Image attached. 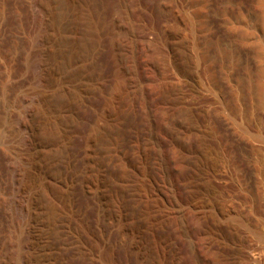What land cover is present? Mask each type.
<instances>
[{
	"label": "rangeland",
	"instance_id": "1",
	"mask_svg": "<svg viewBox=\"0 0 264 264\" xmlns=\"http://www.w3.org/2000/svg\"><path fill=\"white\" fill-rule=\"evenodd\" d=\"M133 2L146 33L135 46L113 23L115 0H0V263L10 264L9 246L18 244L21 221L29 219L37 242L26 252L34 264H179L180 256L188 257L184 240L164 228L171 205L149 152V127L138 115L142 101L117 90L114 73L121 68L139 70L153 108L176 123L167 134L173 137L162 140L180 149L179 187L191 195L187 205L203 213L195 239L207 240V263L264 264V0ZM35 16L50 20L39 44ZM37 55L47 67L43 81L32 64ZM107 104L113 117L95 136ZM185 135L195 136L193 146ZM132 153L131 174L118 176L112 166ZM22 155H34L40 168L25 218L11 199ZM46 181L70 191L69 207L58 205ZM87 184L131 223L125 226L132 249L118 248L110 257L82 233L72 214L85 207L81 186Z\"/></svg>",
	"mask_w": 264,
	"mask_h": 264
},
{
	"label": "bare ground",
	"instance_id": "2",
	"mask_svg": "<svg viewBox=\"0 0 264 264\" xmlns=\"http://www.w3.org/2000/svg\"><path fill=\"white\" fill-rule=\"evenodd\" d=\"M75 3V2H74ZM73 4V3H72ZM115 15L116 18H114L113 23L115 21L114 25L118 26V29H120L123 37L125 39H129V41L132 42V44L135 46L138 44L139 41L145 40L146 39V33L145 30L143 28H141L139 20H138V13L136 12L135 6H134V2L133 0H115ZM41 11V10H40ZM43 11V10H42ZM39 12V11H38ZM37 12V13H38ZM43 14V13H42ZM39 15V14H37ZM41 15V13H40ZM47 15V14H46ZM36 17L38 19H36ZM47 17V16H46ZM44 17V16H35V19L38 20V23H36V25L38 24V28L39 31L42 32V34H40L38 36V40L41 43V40L44 37V32H46V30L49 28V23L50 20L47 22V18L49 17ZM115 17V16H114ZM116 19V20H115ZM51 26V25H50ZM35 28H37L35 26ZM37 28V29H38ZM36 29V30H37ZM38 31V30H37ZM35 35V34H34ZM49 35V34H48ZM36 36V35H35ZM47 37V35H45ZM37 38V37H36ZM45 39V38H44ZM34 41V39H33ZM37 41V40H36ZM35 43V41H34ZM45 43V41H44ZM43 44V43H42ZM36 49V48H35ZM38 49V48H37ZM36 49V50H37ZM40 49V48H39ZM47 48H44V50ZM42 48V51H44ZM39 51V50H38ZM37 51V52H38ZM41 51V50H40ZM39 51V52H40ZM46 52V50H45ZM48 52V50H47ZM44 52H42L41 54H43ZM36 55V53H34ZM39 54V53H38ZM47 54V53H45ZM33 55V54H32ZM40 55V54H39ZM49 55V54H47ZM46 55V56H47ZM38 56V55H37ZM34 57V56H33ZM31 58V56H30ZM33 59V58H32ZM35 63L33 62L32 64L35 65V69L37 70L36 75H38L39 79L43 78V66H44V61H43V57L42 56H38L37 58H35ZM48 59V58H47ZM118 61V60H117ZM46 64V62H45ZM117 64V62H116ZM119 64V63H118ZM46 66V65H45ZM44 66V67H45ZM118 67V65H116ZM116 67V68H117ZM47 67H45L46 69ZM119 68V67H118ZM32 69V68H31ZM121 69V68H120ZM115 70V81H117L116 86L120 87L117 90H121V92H126L127 93H133V95H135L136 98L141 99L140 101H142L141 106L139 107L140 109L138 110V115L141 117L142 122L145 123V125H147L146 127L148 128V138L149 139V143H150V153L153 154L154 158L157 162V166H158V170L160 173V176L162 178L161 182L163 181L162 184H164V188L166 190L167 193V200L169 201L170 205H171V211L168 213L167 211V215H165V220H164V224L165 227L167 228L171 238H173L175 241L180 242L179 240H184V242L186 243V247H187V251H188V257H182L180 256V261L179 264H208L205 258V249L207 248V240L204 238H199V239H195V236L197 235V233H199L200 229H201V225H203V218L200 216V214L203 213H198V209L197 211L194 210L193 208L189 207L187 205V201L186 198L187 197H191V195L189 196H184V193L186 191L181 190V188L179 187V181L180 180V173H179V169L177 168V163L179 161V159L182 157H180L179 151L180 150L174 146H168L165 145L163 140L165 141V139L162 140V138L164 137V135L167 136V134H169L172 130L173 132L174 129L176 127V123L166 114L164 113V111L158 109V108H153L154 106L152 105V102L149 98V90L148 87L145 85L142 77L140 76V74L138 73V71L134 70V71H130V73H122L121 70ZM133 70V69H132ZM121 72V74H120ZM36 73V72H35ZM37 76H35L36 78ZM44 78H46L44 76ZM43 78V79H44ZM38 79V78H37ZM42 79V81H43ZM37 81V80H36ZM116 84V82H115ZM119 90V91H120ZM119 91H116V93ZM42 92V91H41ZM39 93V92H38ZM30 94V93H29ZM31 95V94H30ZM38 94H36L37 96ZM131 95V94H130ZM29 96V95H28ZM34 97H36L33 94ZM27 97V96H26ZM24 98V97H23ZM22 98V99H23ZM30 98V97H29ZM45 97L43 96V94H39L38 95V99L39 100H43ZM26 99V98H24ZM37 99V98H35ZM31 100V98L29 99V101ZM28 100H26L27 102ZM22 102V101H21ZM31 102V101H30ZM30 104H33L32 102L29 103V105L27 106V113L31 111L30 108ZM156 106V105H155ZM33 107V106H31ZM24 109L26 107H23ZM35 108V107H34ZM33 108V109H34ZM163 108V107H161ZM165 109V108H164ZM35 110V109H34ZM23 111V109H22ZM25 111V110H24ZM33 112V111H32ZM113 112V111H112ZM168 112V110H167ZM26 113V112H25ZM115 114V112H114ZM170 115V114H169ZM103 117V123H99L96 124V129H95V134L93 135H102L104 129H105V125L107 122H111L112 119V115H111V106H109V104L105 105L102 108V115ZM26 117V116H24ZM181 117V116H180ZM28 119V118H27ZM22 120V116L21 119ZM19 120V121H20ZM24 120V118H23ZM26 120V119H25ZM29 121V119H28ZM27 121V122H28ZM25 122V121H23ZM20 123V122H19ZM22 123V122H21ZM26 123V122H25ZM24 124V123H23ZM27 124V123H26ZM109 124V123H108ZM183 125V124H182ZM22 126V125H21ZM26 126V125H23ZM184 126V125H183ZM145 127V126H144ZM181 127V124H180ZM187 127V126H186ZM179 128V127H178ZM145 129V128H144ZM180 129V128H179ZM177 129V130H179ZM20 130V129H19ZM146 130V129H145ZM183 130V129H182ZM181 130V131H182ZM180 131V132H181ZM19 132V131H18ZM172 132V133H173ZM184 132V131H183ZM146 133V132H145ZM185 134V133H184ZM183 134V135H184ZM191 134V133H190ZM193 134V133H192ZM196 134V133H195ZM171 134V138L173 137ZM176 135V134H175ZM189 135V134H188ZM163 136V137H162ZM167 136V137H169ZM186 136V135H185ZM177 137V136H176ZM179 137V136H178ZM177 137V138H178ZM199 137V135H198ZM197 137V139H198ZM23 138V137H22ZM166 138V137H165ZM180 138V137H179ZM182 138V137H181ZM195 138V136H194ZM194 138L192 136H186L184 137V140L186 145L187 144H192L194 142ZM147 139V140H148ZM196 139V138H195ZM170 140V139H169ZM178 140V139H177ZM176 141V140H175ZM178 142V141H177ZM181 142V139H180ZM179 142V143H180ZM197 142V141H196ZM174 144V143H173ZM181 144V143H180ZM194 144V143H193ZM192 144V146H193ZM148 145V144H147ZM185 146V145H184ZM183 146V148H184ZM197 146V145H196ZM188 147V145H187ZM182 148V147H181ZM189 148V147H188ZM193 148V147H192ZM187 149V148H186ZM145 153H147L145 151ZM149 153V154H150ZM88 154V153H87ZM148 154V153H147ZM128 155V156H127ZM127 159L125 160V162H119L116 163L115 165L112 166L113 171L118 175V176H125V174L128 172V166L131 162H135V158H137V156L135 157V155L132 154H127ZM138 155V154H137ZM185 155V154H184ZM145 156V155H144ZM148 156V155H146ZM139 157V156H138ZM151 157V156H149ZM17 158V157H16ZM19 158V157H18ZM125 159V157H123ZM147 158V157H146ZM185 158V157H184ZM122 159V160H124ZM145 159V158H144ZM149 159V158H148ZM147 160V159H145ZM183 160V159H182ZM181 160V161H182ZM150 161V159H149ZM147 161V162H149ZM36 158L34 155H28V156H23L19 158L18 160V164L20 165V168L18 167V169L15 171V174L11 177L12 179V191H11V199L13 198L14 202H15V206H17L16 211L18 210L20 212V216L22 218H25L29 215V209H31L32 206H34L33 204L35 203V201H33V196H34V191L36 188V184H37V178L38 176H40V174L38 175L37 169L39 168L36 164ZM127 162L129 164H127ZM146 162V161H145ZM154 163V162H153ZM133 164V163H131ZM180 164V163H179ZM178 164V166H180ZM18 165V166H19ZM135 165V163H134ZM148 165V164H147ZM13 166V165H12ZM11 166V167H12ZM17 166V165H16ZM38 167V168H37ZM133 167V166H132ZM183 167V166H182ZM15 169L17 167H14ZM13 168V169H14ZM157 168V167H156ZM40 169V168H39ZM130 169V168H129ZM181 170V169H180ZM14 171V170H13ZM134 171V170H133ZM182 171V170H181ZM185 171V170H184ZM131 171L129 170V174ZM139 172V171H138ZM137 173V172H136ZM138 174V173H137ZM38 175V176H37ZM115 175V174H113ZM135 175V174H134ZM184 175V174H183ZM118 176H116L117 178H119ZM133 176V175H132ZM131 177V175H130ZM125 178V177H124ZM39 179V178H38ZM94 179V178H93ZM121 179V178H120ZM182 179V178H181ZM43 180V179H42ZM98 180V179H97ZM100 180V179H99ZM124 179L120 180L123 181ZM144 180V179H143ZM149 180V179H148ZM119 181V180H117ZM127 181V180H126ZM115 182V181H114ZM129 182V181H127ZM147 182V181H146ZM94 184L97 183L93 182ZM100 183V182H99ZM98 183V184H99ZM181 183V182H180ZM90 184V183H89ZM97 184V185H98ZM102 184V183H101ZM108 184V183H107ZM128 184V183H127ZM182 184V183H181ZM180 184V185H181ZM186 184V183H184ZM189 184V183H188ZM71 185V184H70ZM93 185V184H92ZM130 185V183H129ZM149 185V184H148ZM183 185V184H182ZM91 186V185H90ZM118 186V185H117ZM121 188H122V183L120 184ZM124 186H126L124 184ZM128 186V185H127ZM126 186V187H127ZM158 186V185H157ZM160 186V185H159ZM42 187V186H41ZM45 190H47L51 195L54 196V198L60 203H58L59 206L64 205L69 207L70 201V197H69V190L65 189V191L61 190L59 188V186L55 183H51L49 181H46L44 184ZM43 187V188H44ZM71 187V186H70ZM93 187V186H92ZM99 187V185H98ZM103 187V186H102ZM119 187V186H118ZM156 187V186H155ZM162 187V186H161ZM160 187V188H161ZM183 187V186H181ZM188 187V186H186ZM185 187V188H186ZM69 188V187H68ZM81 188H83V195L86 199V205L85 207L82 209V211H80V213H76L74 212L73 215V219L76 220L79 228L81 229L82 233L85 234V236H88L90 239H92L97 246L103 250L104 253H106L108 256H113L116 252V250L118 248H130L132 249V244L131 241H129V236L131 235V231L130 229L126 228L125 225H127L129 227V224L125 223L122 219V217H120V213L118 214L117 212L121 211L118 210L116 211V213L119 215H115L112 213V210L110 211L109 208L107 207V205L105 204L106 200H103V198L99 195V193H95V191H92V189L90 187H88L86 185L81 186ZM95 188V186H94ZM124 188V187H123ZM70 189V188H69ZM108 189V188H107ZM112 189V188H111ZM116 189V188H115ZM163 189V188H162ZM189 189V188H188ZM93 190H99V189H93ZM110 190V189H109ZM161 190V189H160ZM120 189L116 192H119ZM156 191V190H155ZM111 192V191H110ZM122 192V191H120ZM164 192V191H163ZM187 192H189V190H187ZM103 193V192H102ZM115 194V192H113ZM127 193V192H126ZM188 194V193H187ZM105 195V193H104ZM128 195V194H127ZM162 195V193H161ZM108 196V195H107ZM106 196V197H107ZM113 196V195H110ZM126 196V195H125ZM129 196V195H128ZM114 197V196H113ZM161 197V196H160ZM185 197V198H184ZM119 199V197H117ZM194 198V197H193ZM203 198V197H202ZM107 199V198H106ZM126 199V198H125ZM163 199V198H162ZM190 199V198H189ZM12 200V201H13ZM72 200V199H71ZM123 199L121 198L120 201H122ZM165 200V197L163 199V201ZM193 200V199H192ZM191 200V201H192ZM195 200V199H194ZM193 200V202H194ZM199 200V199H198ZM114 201V200H113ZM124 201V200H123ZM196 201V200H195ZM34 202V203H33ZM126 202V201H125ZM113 203V202H112ZM191 203V202H190ZM203 203V202H202ZM108 204V202H107ZM124 204V203H123ZM128 204V203H126ZM165 204V203H164ZM14 205V204H12ZM166 205V204H165ZM169 205V204H168ZM203 205V204H202ZM58 206V207H59ZM73 206V205H72ZM112 206V205H109ZM115 206V205H114ZM118 206H122L121 204ZM167 206V205H166ZM195 206V204H194ZM63 207V206H62ZM117 207V206H116ZM197 207V206H196ZM201 207V206H200ZM66 208V207H65ZM114 207H111V209ZM120 208V207H119ZM123 208V207H122ZM36 209V208H35ZM90 209V211L88 210ZM170 209V208H169ZM202 209V208H201ZM64 210V209H63ZM124 210V209H123ZM33 211V210H32ZM72 211V210H71ZM125 211V210H124ZM70 212V211H69ZM115 212V211H114ZM128 212V211H127ZM201 212V211H200ZM204 212V211H203ZM124 213V212H123ZM126 213V211H125ZM17 214V213H16ZM18 215V214H17ZM34 217V214H32ZM36 215V214H35ZM122 215V214H121ZM129 215V214H128ZM206 215V214H205ZM204 215V217H205ZM19 217V216H18ZM124 217V216H123ZM132 217V216H131ZM130 217V218H131ZM134 217V216H133ZM164 217V216H163ZM128 218V217H127ZM126 218V219H127ZM15 220V219H14ZM33 220V219H32ZM29 219V222L32 221ZM132 220V219H131ZM134 220V218H133ZM136 220V218H135ZM208 220V219H206ZM143 221V220H141ZM23 222L22 225H26L25 227H23V232L25 230V234L23 233V236L21 234V236H19V241H17V245H15L13 243L12 246L10 247V252H11V260H10V264H34L33 263V255L32 257L29 255V253H27V250H31V249H35L34 246L35 245V238L32 230L34 231L35 229H32L30 224L27 220L25 221H21ZM33 222V221H32ZM75 222V223H76ZM129 222V221H127ZM137 222V221H136ZM134 222V223H136ZM18 223V222H17ZM133 223V222H132ZM144 223V222H143ZM208 223V222H207ZM19 224V223H18ZM34 224V223H33ZM29 225V226H28ZM134 225V224H133ZM137 225V224H136ZM209 225V224H208ZM19 226V225H18ZM17 226V227H18ZM201 226V227H200ZM136 228V227H135ZM22 228L19 229V233L21 231ZM133 229V228H132ZM134 230V229H133ZM202 230V229H201ZM135 232V231H134ZM165 233V232H164ZM206 234V233H205ZM140 235V234H139ZM16 236V235H15ZM132 236H135L134 234ZM138 236V235H137ZM136 236V237H137ZM141 236V235H140ZM168 236V235H167ZM202 236V235H201ZM204 236V235H203ZM142 238V237H141ZM12 239V238H11ZM18 239V238H17ZM132 239V238H131ZM134 239V238H133ZM10 240V239H9ZM7 240L8 242H11ZM139 240V239H138ZM173 241V243H175ZM15 242V241H14ZM139 242V241H138ZM182 241V244L184 243ZM7 243V242H5ZM134 243V242H133ZM137 243V242H136ZM172 243V245H173ZM181 243V242H180ZM9 244V243H7ZM37 244V243H36ZM176 244V243H175ZM6 245V244H5ZM11 245V244H10ZM15 245V246H14ZM64 245V244H63ZM62 245V246H63ZM67 245V244H66ZM184 245V244H183ZM136 246V244H135ZM171 246V245H170ZM175 246V245H174ZM5 247V246H4ZM172 247V246H171ZM264 247V246H263ZM261 246V248H263ZM7 248V246H6ZM98 248V249H99ZM139 248V247H138ZM177 248V246H176ZM185 248V247H184ZM205 248V249H204ZM260 248V247H259ZM9 248H7L8 251ZM38 249V248H37ZM67 249V247L65 248ZM135 249V248H134ZM179 249H181L179 247ZM178 249V250H179ZM75 250V249H74ZM136 251H138L137 249H135ZM175 250V249H174ZM264 250V249H263ZM5 251V250H4ZM7 251H5L7 253ZM37 251V250H35ZM40 250H38L39 252ZM131 251V250H130ZM134 251V250H133ZM135 251V253H136ZM141 251V249H140ZM172 251V250H171ZM176 251V250H175ZM183 252V250H181ZM204 251V252H203ZM259 251V250H258ZM29 252V251H28ZM34 252V250H33ZM36 252V253H38ZM142 252V251H141ZM140 252V253H141ZM146 252V251H145ZM206 252L208 253V251L206 250ZM256 252V251H255ZM260 252V251H259ZM5 253V255H6ZM31 253V252H30ZM35 253V252H34ZM35 253V254H36ZM75 253V252H72ZM187 253V252H185ZM210 253V252H209ZM258 253V252H257ZM261 253V252H260ZM33 254V253H32ZM34 256H37L35 255ZM103 254V253H102ZM179 254V251L177 252V255ZM206 254V253H205ZM263 252L260 256L263 257ZM40 255V253H39ZM136 255V254H135ZM142 255V254H141ZM182 255V254H180ZM212 255V254H211ZM115 256V255H114ZM140 256V255H139ZM143 256V255H142ZM141 256V257H142ZM207 256V254H206ZM213 256V255H212ZM254 256V255H253ZM252 256V257H253ZM259 256V255H258ZM259 256V257H260ZM10 257V254H9ZM38 257V256H37ZM145 257V256H144ZM178 257V256H177ZM258 257V258H259ZM40 258V257H39ZM107 258V256H106ZM140 258V257H139ZM218 258V257H217ZM257 258V257H255ZM1 259H2V255H1ZM99 259V258H98ZM145 259H147L145 257ZM178 259V258H177ZM261 259V257L259 258ZM4 260V259H3ZM39 260V259H38ZM37 260V261H38ZM104 260V259H103ZM109 260V259H108ZM139 260V259H138ZM141 260V258H140ZM214 260H216L214 258ZM1 261V260H0ZM145 262V260H142ZM6 262V261H5ZM96 262V261H95ZM100 262V261H99ZM178 262V261H177ZM210 262V261H209ZM2 264V262L0 263ZM96 264V263H95ZM109 264V263H108ZM140 264V262L138 263ZM143 264V263H142ZM146 264V263H145ZM154 264V263H152ZM176 264V262H175ZM211 264V263H210ZM213 264V263H212ZM217 264V263H216Z\"/></svg>",
	"mask_w": 264,
	"mask_h": 264
}]
</instances>
